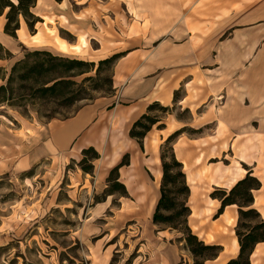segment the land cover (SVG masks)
<instances>
[{
	"label": "rangeland",
	"instance_id": "rangeland-1",
	"mask_svg": "<svg viewBox=\"0 0 264 264\" xmlns=\"http://www.w3.org/2000/svg\"><path fill=\"white\" fill-rule=\"evenodd\" d=\"M123 1H127V5L122 6ZM68 8L73 18L71 24L79 30L84 29L92 38L86 49L88 53L66 56L58 53L56 38L69 45L78 44L79 39L60 28L56 22L58 18L49 14L48 7H43L45 13L40 17L42 22L35 33L25 23L17 39L5 38L0 33V41L15 55L13 60L0 61V67L10 72L12 65L23 59L26 51L42 50L65 59L91 63L115 54L125 57L131 54L125 60L137 61V64L149 57L156 60L164 74L165 53L169 52V47L185 43L190 50L198 52V66H189L192 70L188 71L195 79L190 88L192 99L198 100L205 84H213V79L215 83L224 84L228 94H216L214 102L206 103L194 112L176 104L170 105L169 111L156 108L150 114L159 120L153 133L159 134L165 126L169 136L163 141L158 139L156 148L149 149L148 155H141L144 167L152 176L148 182L157 187L154 162L158 157L163 175L161 150L177 131L183 134L177 137L175 143H178H174V150L178 152L176 157L179 162L187 163L188 169L185 171L184 167V173L188 172L190 181L197 184L195 194L200 197L199 200L192 198L191 206L202 204L205 197L212 198L215 191L201 174L207 166L214 171L216 168L230 170L235 168L236 162L245 160L247 163L240 165L247 173L252 172L257 179L262 177L263 169L254 159L259 154L256 146L264 139V116L256 117L250 130L233 135L229 127L239 119L227 118L226 111L242 93L243 81L256 82L264 78V0H146V3L143 0H71ZM37 12L41 11L38 9ZM46 18H52L53 23L46 24ZM80 19L86 24L89 22L88 25L80 27L74 22ZM188 33L193 35L191 40ZM169 34H175L180 40L167 42ZM35 35H39L40 42L32 40ZM222 48L228 50L224 52V58ZM114 73L112 65L103 66L99 76L94 72L76 79L82 84L86 77L94 78L84 85L81 97L76 100L59 96L41 98L32 92L36 96L24 109L0 107V264H195L196 259L181 239V233L161 231L153 225L152 218L141 221L131 215L128 217L127 208L135 206L132 201L121 200L122 191L110 196L114 183H109L108 178L114 168L97 183L101 170L97 161L95 165L93 163L92 175L80 169L83 158L70 162L59 157L54 160L43 158L35 161L27 171H21L11 157L14 136L23 141L26 138L38 140L40 133L45 134L47 123L54 119H69L84 105L112 95ZM73 90L78 89L73 87L65 94ZM183 96L182 90L177 92V100ZM205 98L206 94L203 95ZM216 117L220 122L219 129ZM231 139H236L233 144L229 143ZM181 149L186 151L182 153ZM125 157L130 163L129 154ZM253 194L254 197L264 195V188ZM253 208L260 209L258 205ZM232 210L237 216L236 225L229 226L228 231L233 230L236 235L239 209L235 205ZM216 215L210 218L196 213L191 221L198 220L202 229L209 228ZM260 216L264 220L261 213ZM255 222L251 223L254 225ZM224 224L228 226L226 222ZM229 232L221 235L224 241L231 240ZM198 238L204 241L202 237ZM228 257L224 253L218 261L205 264H221Z\"/></svg>",
	"mask_w": 264,
	"mask_h": 264
},
{
	"label": "crops",
	"instance_id": "crops-1",
	"mask_svg": "<svg viewBox=\"0 0 264 264\" xmlns=\"http://www.w3.org/2000/svg\"><path fill=\"white\" fill-rule=\"evenodd\" d=\"M70 2L71 0H37L36 7L33 11L35 16L40 18L43 17L42 15L45 13L42 12V8L48 7L50 10L49 14L58 18L56 22L59 27L65 29L59 24V18H67L69 24H71L73 18L68 8ZM143 3H146V0H143ZM121 4L122 6L127 5V1H123ZM175 7L178 8V4H176ZM38 9L41 11L40 13L37 12ZM0 20V33H2L5 38L10 37L4 34V25L6 23L5 16H0ZM74 22L79 24L80 27L87 26L89 23L87 22L86 24V21L83 19L74 20ZM23 23H25L24 20H22L21 26ZM39 23H37V26ZM22 29L23 26L18 34ZM187 35L189 36V40L193 38L191 33ZM168 37L167 42H177V40H180L177 39L175 34H169ZM90 39L92 40V38ZM185 39L186 38H184V40ZM225 49L227 48H222L223 52L221 51V56L223 58L224 52H228V50ZM168 51L169 52L165 53L164 65L166 66L163 72L164 74L161 73V68L157 65L155 59L153 60L148 57L140 62V64H137V61L130 62V59L125 60L130 57V54L120 60L115 66L112 95L98 98L93 103L84 105L69 119H54V121L47 123L44 126L45 134L40 133L38 140L36 138H26L23 141L19 139L18 136H14L15 144L11 146L10 151L12 159L16 160V167L21 171H27L35 161L43 158L54 160L56 157H59L63 158L66 162H70V160L80 161L83 158L82 152L84 149L92 147L101 155V158L97 161L101 164V170L99 171V175H97V183H99L101 179L106 177L107 172L109 173L114 166H118L123 158L129 154L130 164L121 167L119 170V183L125 186L128 197L119 198L125 201L131 200L133 204L137 203L140 197L136 189L142 185L143 181L148 182L151 176L149 170L145 168L144 163H142L141 155H148L149 149L152 150L156 148L155 146L158 139L159 141L165 140L166 137L169 136V129L166 127L160 130L159 134L156 135L153 133L152 129L144 138V146L141 149L139 143L130 137V130L134 123L140 120L141 117L147 113V108L155 102H159L166 107L177 104L178 106H183V108H188L194 112V109L199 110L200 107L204 106L206 103L214 102L216 94H228L227 87L222 83H215L213 79V84L206 83V87L203 88L202 92L198 90L200 89L199 87L198 89L196 88L198 92H201H199L200 94H206L205 99H203V95H201L198 100L192 99L190 88L195 79L188 71L192 70L189 66H198V52L190 50L185 43L174 45V47L170 46ZM58 53L65 56L67 55L59 51ZM173 67L176 68V72L173 71ZM262 72L264 73V71ZM241 85L245 86L242 88V93L236 100L230 103L229 109L226 111L227 118L239 119L237 120L238 122L229 127V132L233 135L250 130L249 126L256 122V117L264 116V78L258 79L256 82L243 81ZM180 90L183 91L184 96L176 102V93ZM213 121L214 120L211 122ZM215 122L219 129L220 122L218 117L215 118ZM207 124L209 123H204V125ZM151 137L153 139L149 143ZM235 140L236 139H231L229 143L233 144ZM250 147L252 146L250 145ZM183 151L186 150H180L182 153ZM176 152L177 151H175V153ZM244 162L246 161L244 160ZM181 163L186 171V169H188L187 163L184 161H181ZM253 163L256 167L258 166L256 161ZM102 167L107 169V171L103 172ZM207 168L208 169H205L206 171L203 170L201 174L209 180L210 189L216 190V188H220L221 186L214 184L211 178L216 174L217 170H224L216 168V171H214L215 169H210V166H207ZM185 174L186 181H188L191 190L188 205L192 213L188 218V225H190L194 234L203 238L206 244L222 246L223 251L221 255H223L227 251L225 248V242L227 243V241L221 238L223 234L221 231L217 230V225L219 223L223 226L225 225L223 217L226 213H228L229 217L232 216L237 219L236 214H234L232 210L235 205L226 207L224 214L215 220L213 219L211 221L212 225H210L209 228L202 229V227L199 226V221H191V218H193L196 213L208 215L210 218H213L219 210L221 203L218 199L214 200L205 197L203 198L202 204H198L195 207L191 206V199L195 198L199 200L200 197L195 194V185L197 184L193 183L194 181H190V174L188 172ZM148 183L150 184V182ZM262 189L263 184L261 189L254 193H260ZM193 194L196 197H194ZM256 197L259 196H255V199ZM258 211L261 213V209ZM209 236L212 239L208 242L207 238ZM261 245L264 244H260L257 247H261ZM218 259L211 262L214 263L218 261Z\"/></svg>",
	"mask_w": 264,
	"mask_h": 264
},
{
	"label": "trees",
	"instance_id": "trees-1",
	"mask_svg": "<svg viewBox=\"0 0 264 264\" xmlns=\"http://www.w3.org/2000/svg\"><path fill=\"white\" fill-rule=\"evenodd\" d=\"M17 1L16 4L12 0H0V16H5L6 19L4 34L13 39H17L18 32L22 27V20L32 33L36 32L37 23L42 21L38 16H35L33 11L37 0ZM124 57L122 54H115L110 58L100 60L98 63H91L84 60L65 59L42 50L26 51L23 59L12 65L10 72L0 67V107L9 106L24 109L36 96L32 95V92L41 98L59 96L71 101L76 100L81 97L84 85L94 81V78L86 77L82 80V84L76 82V79L94 72L96 76H99L103 66L112 65L116 68L117 63ZM14 58L15 55L0 42V61H9ZM18 86H21L19 90ZM73 87L78 90L65 94L68 89ZM175 100L177 102V97ZM156 108L165 112L170 110L169 107H163L159 102H155L147 108V113L135 122L130 130V137L139 143L141 149L144 146V138L159 123L157 117L154 118L150 115ZM165 128V126L162 127V129ZM181 134L183 133L180 131L173 133L161 150V165L163 167L161 197L154 210L152 223L161 231L176 230L181 233V239L196 259L195 264H205L207 261L217 260L222 254L223 247L205 244L192 232L190 225H188V218L192 213L188 205L191 190L188 181H186L184 167L174 152V143ZM82 155L83 159L79 163L80 169L84 173L93 175L95 170L93 163L98 161L101 155L92 147L84 149ZM129 164L127 157H125L124 161L114 167L110 173L108 182L114 183L111 186L112 193L110 192V196L122 191L120 196L128 197L125 186L119 183V170ZM261 187V180L253 177L252 172H248L245 178L233 186L229 192L216 188L211 194L212 199H218L221 203L215 219L224 214L226 207L236 205L239 209L236 237L239 241L240 253L238 257L233 258L227 264H252L251 257L256 247L264 243V220L258 210L253 208L255 202L253 193L259 191ZM252 221H256L254 225L251 223Z\"/></svg>",
	"mask_w": 264,
	"mask_h": 264
},
{
	"label": "bare ground",
	"instance_id": "bare-ground-1",
	"mask_svg": "<svg viewBox=\"0 0 264 264\" xmlns=\"http://www.w3.org/2000/svg\"><path fill=\"white\" fill-rule=\"evenodd\" d=\"M14 3H18L17 0H12ZM47 23H53V19H49L46 18V24ZM45 24V25H46ZM59 24L64 27L65 29L67 28V30L72 34V35H76L77 39H79L78 44L76 45H69L68 43L66 44L65 42H63L62 40L56 38V48L59 52L63 53V54H75V55H81V54H85L88 53L86 51V49H88L90 47V36L87 33V31H85L84 29L79 30V28H77L76 25L73 24H69L68 19L64 18V17H60L59 18ZM51 33L53 32L50 31ZM32 40H34V42H40V37L39 35H35L32 37ZM257 150H259V154L257 156V158L255 157L254 160L257 161L258 164H260V166L263 169V174L262 177L260 178L262 184H263V188H264V139L259 143L258 146H256ZM241 163L244 162V160H240ZM160 160L157 157V159L154 162V166L155 169H153L158 185L157 187H152L148 182L143 181L142 185L136 189V192H138L139 194V200L137 201V203H134L133 205L135 206H129L127 208V215L128 217L131 215L132 217H136L138 219H140L141 221H147L150 220L153 217L154 214V210L158 204V201L160 199V190H159V183L162 177V172L160 170ZM235 168L234 169H230V170H224V171H220L217 170L216 174H214V176L211 178V180H213L212 182H214V184H218L221 187L224 188H229L231 189L233 186H235L239 181L243 180L245 177V174L247 173L246 169L243 168L242 165H240L239 162H236L235 164ZM257 192V191H255ZM256 201L254 202V205H258L261 209V213L262 216L264 217V195H260V197H256L255 199ZM223 221H225L228 226L224 227L221 223H219L217 225V230L221 231L222 234H226L228 233V227L229 226H235L236 223V218L235 217H229L228 213L225 214V216L223 217ZM231 235V240L229 242H225V248H226V254L229 255L228 258H226L225 260H223L221 262V264H227V262L230 259L236 258L239 255V250H240V245H239V241L238 238L236 237V235H234V231L232 230V232H229ZM211 237L209 236L207 238V241H211ZM264 244V243H261ZM262 246V245H261ZM223 255H221L222 257ZM220 257V258H221ZM256 257V260L253 261V258ZM264 257V247H261L260 250H258V247H256L253 257H252V264H263L264 260L262 259ZM219 258V259H220Z\"/></svg>",
	"mask_w": 264,
	"mask_h": 264
}]
</instances>
